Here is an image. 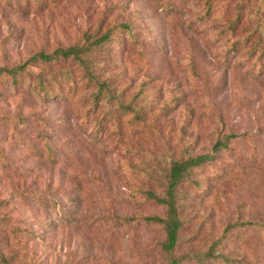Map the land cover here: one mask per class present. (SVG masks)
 Segmentation results:
<instances>
[{"label":"rangeland","instance_id":"1","mask_svg":"<svg viewBox=\"0 0 264 264\" xmlns=\"http://www.w3.org/2000/svg\"><path fill=\"white\" fill-rule=\"evenodd\" d=\"M259 2L0 0V67L114 24L133 33L92 53L114 100H96L70 59L30 61L16 84L0 76V249L10 264H166L164 228L144 220L165 206L149 191L163 195L171 159L208 153L223 135L228 148L193 172L197 183H180L174 254L180 264H264V76L244 55ZM238 9L227 40L219 32ZM237 220L258 224L222 237Z\"/></svg>","mask_w":264,"mask_h":264},{"label":"trees","instance_id":"2","mask_svg":"<svg viewBox=\"0 0 264 264\" xmlns=\"http://www.w3.org/2000/svg\"><path fill=\"white\" fill-rule=\"evenodd\" d=\"M261 1L262 0H260L259 2L261 5L259 4L258 8L263 9L264 0L262 3ZM211 10L212 5L209 2L206 8L207 14H209ZM241 17L242 9H238V12L235 17L228 21L226 27L219 33H221V35H223L224 37H227V40H229L230 37L232 38ZM258 19V25L261 26L260 31H258V38L255 41L251 42L248 48L249 50L245 52L244 55H246L247 58H255V64L258 65V73L256 75H261L263 77L264 26L262 25L264 21V16L261 15L260 17H258ZM117 32L126 33L130 38H133L132 30L127 23L114 24L110 26L103 34H101L99 37L95 38L92 41L88 40L90 38L89 37L87 41L83 44H75L65 49L57 48L49 54L44 52H38L33 54L30 58H28V60H26L22 64H17L16 66L11 68L0 67V76L4 74L8 77V79H10V83L16 84L17 82L21 81L22 75L26 72V65L30 61L43 60L46 62H54L58 60V58H63L64 60L70 59L72 63H77L83 68L89 81L92 83L93 86H95L96 91L95 94H93V97L96 100H100V97L105 99V101L114 100V89L111 87V85L107 82L106 79L101 80L97 77L93 66L92 53L94 52V50L98 49V47L109 43L111 40H116ZM247 39L248 36H245V38L234 39L233 41H231L232 50L240 49L238 48V46L245 43ZM68 77L69 76H67V79H69L70 83H72L73 79L71 77ZM38 84H43V91L44 93L48 94L45 89L44 81L41 80L38 82ZM230 137L231 136L229 135L217 137L211 147V151L208 153H201L196 155L186 154L185 157L183 155L177 160L171 159L166 175V183L163 187V195L160 197L154 194L153 192L149 191L148 196L150 198H153L154 200L165 206L164 217L156 215L145 216L144 220L149 222L160 223L163 226L165 231V238L162 241L161 247L162 253L164 254L166 259V264H180V260L174 254V250L179 240V231L181 230L182 223L184 222V218L181 217L179 212L180 201L182 198L181 192L179 190L180 183L187 179L194 183H197L193 176V172L200 166L204 165L206 162L212 160L222 148H228ZM257 224V222L252 220H237L233 223H228L223 229L222 237L228 235L229 232L237 230L238 228L245 226L255 227ZM219 241L220 240L216 241L211 247H209V249L205 252L206 257L213 256L215 246L217 245L216 243ZM218 256L221 259H224L225 261H233V259L228 258V256L225 254H219ZM0 264H10L8 254L4 253L1 249Z\"/></svg>","mask_w":264,"mask_h":264}]
</instances>
